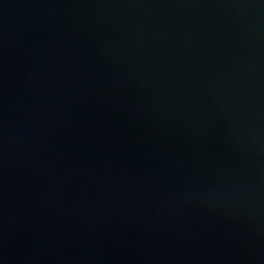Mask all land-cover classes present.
Wrapping results in <instances>:
<instances>
[{
	"label": "water",
	"instance_id": "1",
	"mask_svg": "<svg viewBox=\"0 0 264 264\" xmlns=\"http://www.w3.org/2000/svg\"><path fill=\"white\" fill-rule=\"evenodd\" d=\"M0 264H264V0H0Z\"/></svg>",
	"mask_w": 264,
	"mask_h": 264
}]
</instances>
